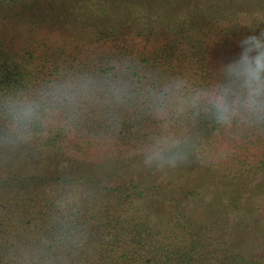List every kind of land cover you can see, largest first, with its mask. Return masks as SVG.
Segmentation results:
<instances>
[{"label": "trees", "instance_id": "obj_1", "mask_svg": "<svg viewBox=\"0 0 264 264\" xmlns=\"http://www.w3.org/2000/svg\"><path fill=\"white\" fill-rule=\"evenodd\" d=\"M253 31L264 8L245 0H0V264H264V128L182 103L158 118L150 98L210 81ZM81 76L121 90L49 106ZM13 98L41 108L22 141ZM161 133L190 138L175 168L144 163Z\"/></svg>", "mask_w": 264, "mask_h": 264}, {"label": "clouds", "instance_id": "obj_2", "mask_svg": "<svg viewBox=\"0 0 264 264\" xmlns=\"http://www.w3.org/2000/svg\"><path fill=\"white\" fill-rule=\"evenodd\" d=\"M238 47L232 59L213 67L214 77L210 81L192 87L185 80H174L162 90L150 93L154 114L165 118L173 106L182 103L194 118L211 119L219 127L243 124L264 128V31L244 35ZM101 90L118 94L121 85L115 79L72 78L48 93V104L51 107L72 105ZM40 112V105L35 101L10 100L9 140L26 139L29 126L39 118ZM190 150L189 137L161 133L144 146L142 155L146 166L175 168L187 159Z\"/></svg>", "mask_w": 264, "mask_h": 264}, {"label": "rangeland", "instance_id": "obj_3", "mask_svg": "<svg viewBox=\"0 0 264 264\" xmlns=\"http://www.w3.org/2000/svg\"><path fill=\"white\" fill-rule=\"evenodd\" d=\"M248 4L252 6L253 8L260 10L261 7L264 8V0H245V5ZM10 24V23H7ZM25 26V25H24ZM42 37H44L47 41V39L52 40V42L57 40H62L66 38V35H61L62 32H60V29L51 27L49 25H42ZM254 182H251V185Z\"/></svg>", "mask_w": 264, "mask_h": 264}]
</instances>
